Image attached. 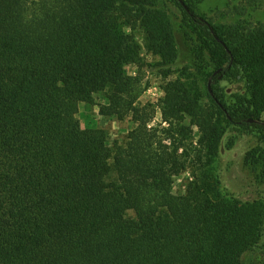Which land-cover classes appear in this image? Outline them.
<instances>
[{"label": "trees", "instance_id": "trees-1", "mask_svg": "<svg viewBox=\"0 0 264 264\" xmlns=\"http://www.w3.org/2000/svg\"><path fill=\"white\" fill-rule=\"evenodd\" d=\"M172 1L216 68L206 106L194 74L166 82L162 127L123 71L140 34L170 77L177 42L159 0H0V264H239L257 243L264 204L225 193L214 164L227 127L264 130V22L223 31ZM221 81L246 93L229 106ZM100 98L102 117L136 123L124 143L82 127L80 105Z\"/></svg>", "mask_w": 264, "mask_h": 264}, {"label": "rangeland", "instance_id": "rangeland-1", "mask_svg": "<svg viewBox=\"0 0 264 264\" xmlns=\"http://www.w3.org/2000/svg\"><path fill=\"white\" fill-rule=\"evenodd\" d=\"M188 2L198 13L213 20L223 31H228L233 25L246 24L254 27L264 22V7L249 6L242 0H188ZM159 4L166 9L172 19L177 42V56L171 65L170 77H165V72L169 70L168 67L160 65V58L147 51L140 34L137 36L141 44L140 60L124 66L123 71L130 77L138 78L142 83L138 102L143 105L151 103L155 106L152 125L161 124L162 127H167L168 124L164 123L161 110L166 82L194 74L203 93L202 103L206 106L210 104L208 94L209 89L213 90L211 85L214 83L207 73L214 71L216 66L202 57L198 38L189 32L184 24L182 11L174 2L159 0ZM214 87L218 88V92L229 106L236 102L238 94L246 93L242 84L221 81ZM98 103H104V100L100 98L95 101V104L82 103L80 105L78 118L82 127H86L89 122L94 123L106 130L111 143L115 141L124 143L129 132L136 127V123L130 117L124 121L102 117ZM258 122L264 123V113L259 116ZM197 134L198 129L195 128V141L198 139ZM214 165L221 180V188L225 193L245 203L261 202L264 204V130L255 127L249 129L227 127ZM192 179L193 175L190 171L177 176L174 180L173 192L177 195L184 194L188 182ZM128 215L134 216V213L131 211ZM239 264H264V228L257 243L242 255Z\"/></svg>", "mask_w": 264, "mask_h": 264}, {"label": "water", "instance_id": "water-1", "mask_svg": "<svg viewBox=\"0 0 264 264\" xmlns=\"http://www.w3.org/2000/svg\"><path fill=\"white\" fill-rule=\"evenodd\" d=\"M209 88H210V85H209Z\"/></svg>", "mask_w": 264, "mask_h": 264}]
</instances>
